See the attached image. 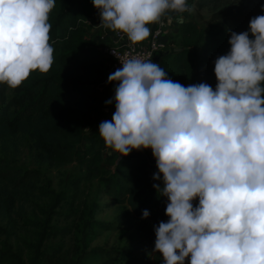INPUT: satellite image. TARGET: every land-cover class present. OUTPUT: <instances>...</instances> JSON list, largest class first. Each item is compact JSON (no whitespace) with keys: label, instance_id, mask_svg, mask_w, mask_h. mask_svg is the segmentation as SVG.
I'll return each mask as SVG.
<instances>
[{"label":"clouds","instance_id":"clouds-1","mask_svg":"<svg viewBox=\"0 0 264 264\" xmlns=\"http://www.w3.org/2000/svg\"><path fill=\"white\" fill-rule=\"evenodd\" d=\"M100 25L134 46L148 25L192 12L188 0H92ZM56 0H0V84L15 89L30 73L49 71V14ZM264 11V5H261ZM182 19V17H178ZM214 61L216 86L185 87L158 63L126 53L111 120L98 133L106 149L126 157L150 149L153 184L167 199V222L154 226L153 252L163 264H264V15L232 32ZM111 154V153H109ZM198 200L194 207L193 201ZM142 211V218L149 216Z\"/></svg>","mask_w":264,"mask_h":264},{"label":"trees","instance_id":"trees-1","mask_svg":"<svg viewBox=\"0 0 264 264\" xmlns=\"http://www.w3.org/2000/svg\"><path fill=\"white\" fill-rule=\"evenodd\" d=\"M225 1L228 3L222 5ZM194 3L198 18L205 7L213 8L205 28L202 30L190 13L179 14L183 16L177 31L181 46L165 56L160 66L169 79L185 87L203 81L215 89V59L229 51L232 32L248 31L250 19L264 15L261 10L264 0H194ZM171 15L178 18L175 13ZM92 20L93 25H90ZM49 23L52 25L50 44L54 48L49 71L31 72L15 89L0 84V144L28 140L43 161L53 168L77 163L82 174L75 185L76 198L81 197L82 184L101 180L105 195L116 205L126 206L129 212L121 211L110 221L86 220L81 229L80 248L58 246L47 251L42 246L55 231L47 226L46 220L29 222L22 217L24 226L37 229L34 242L23 244L33 255L23 261L0 242V264H153L149 255L154 248V226L168 220L167 199L153 188V184L161 183L153 180L157 171L155 159L148 155L150 149L133 150L119 158L118 153L105 148L98 133V125L107 118L103 101L109 96V88H101V84L107 75L108 60L102 47L89 43L86 30L97 26L105 43L115 33L100 25L99 12L92 0H56ZM201 44L213 54L197 62L192 50ZM84 117L91 118L88 121L94 126L93 134L86 135L89 144L78 149ZM40 175L38 171L0 167L2 218L8 217L15 200L33 193ZM143 210L149 211L147 218H142ZM132 226L141 243L132 251L139 253L140 258L127 260L118 250L92 247L103 234ZM4 232L0 227V234ZM156 257L160 259L158 253Z\"/></svg>","mask_w":264,"mask_h":264},{"label":"rangeland","instance_id":"rangeland-1","mask_svg":"<svg viewBox=\"0 0 264 264\" xmlns=\"http://www.w3.org/2000/svg\"><path fill=\"white\" fill-rule=\"evenodd\" d=\"M227 3L228 1H225L222 5ZM190 5L193 7V11L190 13L191 19L203 30L213 8L205 7L199 12L200 17L198 18L196 15L198 9L193 0ZM91 22L93 24V21ZM175 26L170 50L179 49L181 46L180 37L176 32L178 24ZM96 28L98 27L96 26ZM95 33L92 28L86 30L87 40L92 45L96 40L97 34ZM99 40H101L100 35ZM98 45H101L100 41ZM204 47V44H201L200 47L192 50L197 62L211 58L213 54V52L205 50ZM113 94L114 88L109 91V96ZM88 120L91 118L84 117L81 120L83 134L81 141L77 144L78 149L87 146L89 142L86 135L93 134L94 126ZM148 155L154 159L151 150ZM0 167L33 170L41 174L33 193L22 197L21 200H15L7 218H2L0 215V227L5 230L0 234V242H3L11 252L19 255L23 261L33 255L24 248L23 244L34 242L37 229L31 225L24 226L22 217L29 222L46 220L47 226L55 231L42 246V249L47 251L58 246H62L64 249L80 248L81 229L86 220L110 221L121 211L129 212L126 206L116 205L105 195L104 183L101 180H95L91 184H82L81 197L76 198L75 185L78 177L82 174L78 164L71 163L61 168L50 167L32 148L28 140L7 141L5 144H0ZM68 231V235H65ZM140 246L141 243L137 238L134 226L130 229L121 228L115 233H105L92 244V247L118 250L127 260L141 257L139 253L132 251ZM149 256L153 264H163L162 258L158 259L155 252L151 251Z\"/></svg>","mask_w":264,"mask_h":264},{"label":"built area","instance_id":"built-area-1","mask_svg":"<svg viewBox=\"0 0 264 264\" xmlns=\"http://www.w3.org/2000/svg\"><path fill=\"white\" fill-rule=\"evenodd\" d=\"M177 19L178 18L175 19L172 16V22L169 24L167 18H164L163 26L160 24H152L150 27L151 35L145 44L138 43L134 46H130V42L127 40V37L125 36L124 39H121V34L117 33L110 37L109 41L105 43L103 41V35L100 34V42L102 43L101 47L105 57L108 60L107 75L101 84V88H107L109 85H117L116 82L108 83L107 78L114 71L122 67L119 59H122L126 53L131 52L133 55H141L145 57L152 55L151 59L154 63H156L158 56L161 58L162 54L168 51L167 44L168 40L171 38V34L168 30L171 28V25L177 21ZM89 24L93 25L91 21H89ZM108 117L105 120H107ZM192 203L195 207L198 204V200H194Z\"/></svg>","mask_w":264,"mask_h":264},{"label":"crops","instance_id":"crops-1","mask_svg":"<svg viewBox=\"0 0 264 264\" xmlns=\"http://www.w3.org/2000/svg\"><path fill=\"white\" fill-rule=\"evenodd\" d=\"M194 1V0H193ZM188 3L190 4L191 3V0H188ZM191 13V12H190ZM176 14V13H175ZM184 14V13H183ZM182 14V15H183ZM178 15V17H182V19H180V18H178L177 19V21L174 23V24H172L171 25V28L168 30L169 31V33L171 34V38L168 40V44H167V52H165V53H163L162 54V57L160 58V56H158V60L156 61V63H158V64H160V62L163 60V58L165 57V56H167V55H170V54H173V53H175L178 49H176V50H170V48L172 47V38H173V36H172V33H175V29H176V24H179L180 22H181V20H183V16L182 15H180L179 16V14H176V16ZM93 21V20H92ZM152 25H148V27H151ZM96 33L95 34H97V36L95 37V41L93 42V45L94 46H97V44L99 43V33H100V30L98 29V28H96V27H93L92 28ZM177 31H178V26H177ZM176 31V32H177ZM148 41V39H146L145 41H143V42H141V44H145L146 42ZM102 46V43H101V45L99 46L98 45V47H101ZM117 85H114V86H111V85H109V87H107V88H109V91H111L112 90V88H114L115 89V87H116ZM103 88H105V87H103ZM114 96V94L113 95H111V96H109V97H107L104 101H103V103L107 106V108H106V111H107V117H108V119L107 120H111V117H112V115H113V113H114V111H115V102L113 101V103H111V104H106L105 102L107 101V100H110V99H112V97ZM102 121H106V120H102Z\"/></svg>","mask_w":264,"mask_h":264},{"label":"water","instance_id":"water-1","mask_svg":"<svg viewBox=\"0 0 264 264\" xmlns=\"http://www.w3.org/2000/svg\"><path fill=\"white\" fill-rule=\"evenodd\" d=\"M101 51L103 52V49H101ZM214 89V88H213Z\"/></svg>","mask_w":264,"mask_h":264}]
</instances>
